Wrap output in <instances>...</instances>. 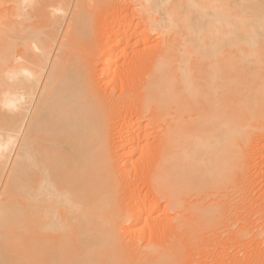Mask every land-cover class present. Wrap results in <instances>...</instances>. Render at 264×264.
I'll list each match as a JSON object with an SVG mask.
<instances>
[{
  "label": "bare ground",
  "instance_id": "obj_1",
  "mask_svg": "<svg viewBox=\"0 0 264 264\" xmlns=\"http://www.w3.org/2000/svg\"><path fill=\"white\" fill-rule=\"evenodd\" d=\"M255 137L264 0H0V264H183L247 197ZM160 203L173 238L138 248ZM257 214L247 264H264Z\"/></svg>",
  "mask_w": 264,
  "mask_h": 264
},
{
  "label": "rangeland",
  "instance_id": "obj_2",
  "mask_svg": "<svg viewBox=\"0 0 264 264\" xmlns=\"http://www.w3.org/2000/svg\"><path fill=\"white\" fill-rule=\"evenodd\" d=\"M124 6V10H123V8H121V9H118V10H120L121 12V15H122V13L123 14H125V12H127V14H128V12H130L129 11V8L128 7H126L127 5H126V3H124L123 5H122V7ZM119 8V7H118ZM126 8H128L127 10H126ZM123 10V11H122ZM119 12V11H118ZM130 14V13H129ZM107 15H109V12H106L105 13V16H107ZM133 18L134 17H132V20H133ZM136 20V19H135ZM134 21V20H133ZM137 21V20H136ZM135 23V22H134ZM136 24V23H135ZM117 27V26H116ZM116 27H114L113 29V32H115V28ZM155 35L156 34H151L150 36V38H149V40H148V43H150L151 44V50H148V52H151L150 54H153V53H156L157 51H158V48H159V46H160V44H159V38H157V37H155ZM157 38V39H156ZM159 44V45H158ZM139 48H141V49H139ZM142 48H143V46H141V47H138V48H136L137 49V51H136V49L133 51V52H138V50L139 51H141L142 50ZM129 52V51H128ZM127 54V53H126ZM123 61H122V60ZM122 63H121V62ZM126 61V63H123V62H125ZM130 62V63H129ZM131 65V60H130V57H127V55H126V57H121L120 59H119V63H118V65H121L122 66V68L125 70L124 72H126V71H129V69L131 68V67H133V65L132 66H130ZM125 65V66H124ZM126 69H125V68ZM133 70H134V68H132ZM126 73H129V72H126ZM96 78H97V76H96ZM99 83V87L102 89V91H105V93H108V92H110L111 90H112V87H111V85H105L106 84V82H107V80H100V81H98ZM118 90V89H117ZM133 90H135V89H132L130 92L132 93V91ZM114 91V90H113ZM116 92H119V91H115V92H113L114 94H118V93H116ZM127 94V93H126ZM124 95L125 97H126V100L127 99H129L128 98V96H130V93H129V95ZM133 95H134V93H133ZM117 96V95H116ZM123 96V95H122ZM121 97V96H120ZM125 97H122V100L121 99H119L120 101H121V103L122 104H125V103H123V102H125ZM123 98H124V101H123ZM123 101V102H122ZM129 101V100H128ZM127 101V102H128ZM119 102V101H118ZM126 102V103H127ZM120 103V102H119ZM122 104L120 105V106H118V109L120 110L121 108V111L122 110H124V105H123V107H122ZM126 106H128V105H126ZM135 118V116L133 115V118L132 119H134ZM123 136H125V134L123 135ZM153 138V137H152ZM150 139V141H152V140H154V139ZM153 142V141H152ZM152 142H150L149 144H151L150 146H152ZM153 144H154V142H153ZM263 147V148H262ZM251 148H253V151H252V153H251ZM263 149V151L262 152H260L259 150H257V149ZM257 150V151H256ZM250 153H249V159H250V161H251V163H250V165L248 166V170L246 169V171H247V173L246 172H244V176L242 177V178H244V179H242V181L244 180V186H241V190H243V188L244 189H246L247 190V192H245V190H243V192H245L244 193V196H247V197H245L244 198V200H245V202H244V200L242 201V203H241V201H239V203L238 202H236V204H235V206L237 207L238 205L240 206V208H241V206L243 205V206H245L244 208L242 207V209H240L239 207H238V209L236 208V207H234V203L235 202H232V204L233 205H231V203L229 204V205H231V209L229 208V205H225L224 207L226 208V215H225V217L223 218V220L221 221L222 223L220 224V226L218 225V227H216V229H215V231L214 232H212V233H209L208 235L206 234L205 235V233H202L201 235H199L198 234V236L200 237H202V239L204 240L205 239V243H207V245L206 244H204V242H203V240L200 238L199 239V237L198 238H196L195 240H196V242L194 243V241L195 240H193L192 242H191V247H192V245H193V247L195 248H191L190 249V243H185V245H183V247L184 246H187V248L185 249V248H183V249H185L184 251L186 252V253H188V251H189V253H190V256L189 255H187V257L189 256V258L187 259V260H190V261H187V260H185V263H187V264H234L233 263V260H234V258H235V256H236V259H238V260H243V258L245 259V260H243V262L244 261H246V263L245 264H247V260L248 259H250V257H251V259L252 258H254L253 256H256V253H257V251H255V249L257 248V246L255 245V242H256V240L253 238V235L251 234V232H252V229H251V224L249 223V220H246L247 218H248V214H247V210H246V206H247V209H248V213L250 214V216L254 213L255 215H254V217L253 218H255V219H257V217L256 216H259V214H257L256 215V212H258L259 213V211H260V209H261V211H264V139H262V138H260V137H255L254 138V140L252 141V145H251V147H250V151H249ZM127 165H130V164H127ZM125 166V165H124ZM127 166H125V170L127 171V170H129L130 171V169L129 168H131L130 166H128V169L126 168ZM250 168V169H249ZM128 171V172H129ZM248 171H249V173H248ZM137 172V173H136ZM136 172H134V173H136V174H134V173H132V171L131 172H129L130 174H129V178L131 179V178H133L132 176L130 177V175H132V174H134V175H136V176H138L139 175V173H140V171L139 170H136ZM142 174V173H141ZM140 174V175H141ZM248 174V175H247ZM136 176H134V177H136ZM137 178H139V176L137 177ZM137 178H133L134 179V181L136 182L137 181ZM247 178V179H246ZM136 179V180H135ZM143 179V178H142ZM141 179V181H143ZM248 182L247 183V185H246V181ZM134 181H132V182H134ZM135 182L134 183H132V186L130 185V187L128 186V188H130V190L129 189H127V192L128 193H131L132 191V189L131 188H136V187H138V188H136L137 189V192H141L140 193V196L142 195V193L145 191V189H144V186H141V184L139 183V181H137L136 182V185H135ZM141 183H143V182H141ZM135 186H134V185ZM139 185V186H138ZM143 185V184H142ZM140 186H141V188H140ZM228 187H230V185H228L224 190H223V193L225 194V193H227L226 195L228 196V197H230L229 195H231V197H233V195L232 194H234V192H232L231 190H233L231 187V190H230V188H228ZM246 187V188H245ZM227 189V190H226ZM129 190V191H128ZM139 190H141V191H139ZM131 191V192H130ZM134 191V190H133ZM136 191V190H135ZM225 191V192H224ZM249 191V192H248ZM230 194H229V193ZM248 193V194H247ZM144 194V193H143ZM248 197H249V200H248ZM250 201V202H249ZM163 203V202H162ZM162 203H160V207H159V209L157 208V214L156 213H154L153 214V219L154 220H152V223L151 224H149L148 226H146L145 227V229H147L148 228V230L150 229V231L148 232V230H145V235H143V237H144V239H143V237H141L142 239H141V242H139L140 244H137L138 246V248L140 247V248H142V246H144L146 243H147V241H148V239H151L150 240V242H152V243H150V244H152V245H157V244H155V243H158L159 245L161 244V243H164L165 244V242H168V241H170V239H172L173 238V232L170 230V220L174 217V212H172V211H170L169 209H167L166 211H167V213H163V214H161L162 213V210H163V205H162ZM248 204V205H247ZM251 204V205H250ZM249 207V208H248ZM252 207V208H251ZM161 208V209H160ZM233 208V209H232ZM250 209V210H249ZM253 209V210H252ZM232 210L234 211V212H232ZM241 210V211H240ZM242 210H245V213H243V211ZM158 211L160 212L159 214H161V215H163V216H165V217H161V216H158ZM235 211H237V212H235ZM229 213H230V215H229ZM239 213H243V215H241V214H239ZM173 214V215H172ZM238 215H240V218H244L246 221H244V219L242 220L241 219V221L239 220V221H237L238 220ZM230 216V217H229ZM246 216V217H245ZM249 216V218H251ZM236 217V218H235ZM156 219L158 220V222L156 221ZM162 220H168V221H165V223H164V221H162ZM154 221V222H153ZM243 221H244V223H243ZM248 222V223H247ZM166 224L167 226H165L164 224ZM168 224H169V226H168ZM239 224V225H238ZM157 225V226H156ZM245 226L244 228V232H245V237H244V239H245V245H244V248L242 249V250H240L239 248L237 249V247H236V241H234L233 239H234V237H232V240H231V236L234 234V232H236L237 231V228H239L240 226ZM155 226V227H154ZM237 226V227H236ZM241 226V227H242ZM159 227H161V228H159ZM163 227V228H162ZM166 227H168L169 228V231L172 233V235H169L170 234V232H168V228L167 229H165ZM231 227V228H230ZM235 227H236V229H235ZM156 228V229H155ZM155 229V231L157 230V229H159V234H158V232L156 231L154 234H153V230ZM163 230H166V231H163ZM236 230V231H235ZM166 234H165V233ZM230 232V233H229ZM168 233V234H167ZM201 233V232H200ZM233 233V234H232ZM151 234V235H150ZM163 234V235H162ZM214 234V235H213ZM151 237H150V236ZM213 235V236H212ZM130 236V235H129ZM128 236V234H127V236H126V238L128 239V238H130V240H133L132 238H134V236H132V238H131V236L129 237ZM142 236V235H141ZM146 236V237H145ZM165 237V238H162V237ZM169 236V237H168ZM170 236H171V238H170ZM218 237L217 239L215 238V237ZM155 237V238H154ZM206 237V238H205ZM210 237V238H209ZM159 238V239H158ZM161 238H162V240H161ZM175 239H176V237H175ZM210 239H211V241H210ZM216 239V240H215ZM147 240V241H146ZM165 240V241H164ZM200 240V241H199ZM231 240V241H230ZM156 241V242H155ZM217 241V242H216ZM219 241V242H218ZM222 241V242H221ZM233 241V242H232ZM209 242V243H208ZM216 242V243H215ZM211 243V244H210ZM219 243V244H218ZM188 244V245H187ZM198 245V246H197ZM213 245H215V247L213 246ZM210 246V247H209ZM214 247V248H213ZM209 248V249H208ZM211 249V250H210ZM214 249V250H213ZM188 250V251H187ZM208 250V251H207ZM237 250V251H236ZM241 252H240V251ZM263 250V251H262ZM261 250V252H260V256H262V253L264 254V249H262ZM183 251V250H182ZM194 253H193V252ZM212 251H213V253H212ZM239 251V252H238ZM210 252H211V254H210ZM237 252H238V254H237ZM235 253H236V255H235ZM183 254H185V253H181V255H183ZM240 254V255H239ZM243 255V256H242ZM184 256V255H183ZM186 256V255H185ZM234 257V258H233ZM183 257H181L180 256V258L179 259H181L180 261H183L184 262V260L182 259ZM185 258V257H184ZM178 260V259H177ZM221 261V262H220ZM176 262V264H177V261H175ZM179 262V261H178ZM185 263H183V264H185Z\"/></svg>",
  "mask_w": 264,
  "mask_h": 264
}]
</instances>
